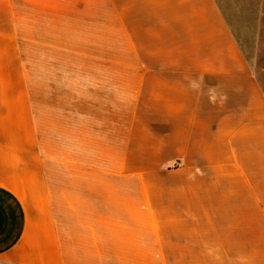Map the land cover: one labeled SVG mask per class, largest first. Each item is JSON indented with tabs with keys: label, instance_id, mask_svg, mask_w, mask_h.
Returning a JSON list of instances; mask_svg holds the SVG:
<instances>
[{
	"label": "crops",
	"instance_id": "crops-1",
	"mask_svg": "<svg viewBox=\"0 0 264 264\" xmlns=\"http://www.w3.org/2000/svg\"><path fill=\"white\" fill-rule=\"evenodd\" d=\"M0 264H264V83L217 0H0Z\"/></svg>",
	"mask_w": 264,
	"mask_h": 264
},
{
	"label": "rangeland",
	"instance_id": "rangeland-1",
	"mask_svg": "<svg viewBox=\"0 0 264 264\" xmlns=\"http://www.w3.org/2000/svg\"><path fill=\"white\" fill-rule=\"evenodd\" d=\"M243 52L264 83V0H217Z\"/></svg>",
	"mask_w": 264,
	"mask_h": 264
}]
</instances>
